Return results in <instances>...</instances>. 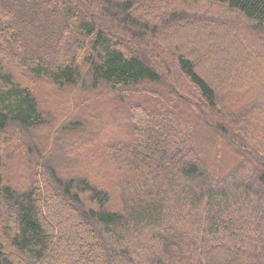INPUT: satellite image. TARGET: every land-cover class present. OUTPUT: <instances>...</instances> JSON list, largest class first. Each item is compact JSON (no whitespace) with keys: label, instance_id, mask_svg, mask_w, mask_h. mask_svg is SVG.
Masks as SVG:
<instances>
[{"label":"trees","instance_id":"16d2710c","mask_svg":"<svg viewBox=\"0 0 264 264\" xmlns=\"http://www.w3.org/2000/svg\"><path fill=\"white\" fill-rule=\"evenodd\" d=\"M0 140V264H264V0H0Z\"/></svg>","mask_w":264,"mask_h":264},{"label":"rangeland","instance_id":"374dc122","mask_svg":"<svg viewBox=\"0 0 264 264\" xmlns=\"http://www.w3.org/2000/svg\"><path fill=\"white\" fill-rule=\"evenodd\" d=\"M241 62H242V60L241 59H237L236 61H235V63L230 67V70H229V68L227 67L226 69H225V75L227 76V77H231L232 75H233V72H235V69H237L239 66H240V64H241ZM209 62H207V63H202L201 64V68H202V70H204L206 73H207V71H208V73H210V70H208V67H209ZM207 73V74H208ZM49 94H51V98H52V102L50 101V98H49ZM44 95L46 96L45 98L46 99H48L49 100V102H47V104H48V108L49 109H52L55 113L56 112H59L60 111V109H59V107L61 108V104L63 103V100H61V96H62V94H60V93H53V92H51V91H49V90H46V91H44ZM143 103V102H142ZM141 102H140V109L141 110H144V111H146L145 110V105L144 104H142ZM82 104V103H81ZM81 104H78V106H77V110H79L80 111V106H81ZM43 134H44V136L46 137V135L49 133L48 132V130H45V131H43L42 132ZM115 135H117L116 136V140L118 139V140H120V144H122L123 145V143L124 144H126L127 143V140L125 139L124 140V137H123V133H117L116 132V134ZM77 141V140H76ZM76 141L73 143V145H75L76 144ZM0 144H2V141L0 140ZM5 165L7 164V167L5 166V168H4V174L3 175H5V177H15V176H17L19 173H23V171H25L26 170V167H25V163L23 162V159H17V157L16 158H14L13 160L11 159V161H9L8 162V160H7V162H5L4 163ZM20 171V172H19ZM17 172H19V173H17Z\"/></svg>","mask_w":264,"mask_h":264}]
</instances>
